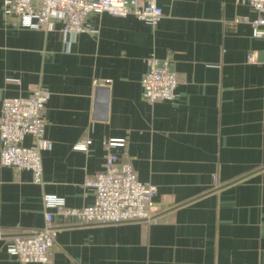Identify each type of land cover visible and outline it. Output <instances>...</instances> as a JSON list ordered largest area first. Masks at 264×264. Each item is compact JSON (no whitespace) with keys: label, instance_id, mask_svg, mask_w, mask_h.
I'll return each instance as SVG.
<instances>
[{"label":"crops","instance_id":"crops-1","mask_svg":"<svg viewBox=\"0 0 264 264\" xmlns=\"http://www.w3.org/2000/svg\"><path fill=\"white\" fill-rule=\"evenodd\" d=\"M155 24L133 14L90 13L94 32L22 25L0 0V109L4 96L49 89L44 183L1 163L0 264L18 233L46 223L45 195L68 206L95 200L85 184L111 149L158 186L153 220L61 226L55 264H264V35L241 0H158ZM239 18V19H238ZM238 19V20H237ZM264 27V26H263ZM171 58L173 100L149 101L147 57ZM124 138L109 148L106 140ZM91 140L86 150L76 148ZM25 144L32 143L26 136Z\"/></svg>","mask_w":264,"mask_h":264},{"label":"built area","instance_id":"built-area-1","mask_svg":"<svg viewBox=\"0 0 264 264\" xmlns=\"http://www.w3.org/2000/svg\"><path fill=\"white\" fill-rule=\"evenodd\" d=\"M241 1L258 12L253 20L254 34L264 35V0ZM4 12L20 18L24 26L46 31L56 29L60 22V30L70 35L94 32L86 20L90 13L133 14L153 24L164 15L158 0H5ZM147 66L142 78L147 100L175 99L179 78L171 58L161 59L151 54L147 57ZM50 93L42 84H35L28 95L4 96L0 109L1 163L32 170L34 181L40 184L44 183L42 152L53 148V141L45 134ZM28 135L32 138L30 145L24 142ZM90 142L81 141L75 147L86 150ZM106 144L109 148L122 146L125 139L110 138ZM108 150L104 168L85 181L94 190V202L81 207L68 206L62 198L46 194L45 225L27 234H16L7 244L11 254L24 262L55 264L50 248L61 229L56 217L76 223H119L155 218L157 210L153 198L158 186L141 180L132 162L121 160L116 152Z\"/></svg>","mask_w":264,"mask_h":264}]
</instances>
